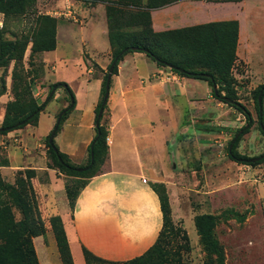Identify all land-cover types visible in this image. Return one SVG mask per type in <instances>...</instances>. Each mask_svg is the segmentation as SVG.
Masks as SVG:
<instances>
[{
	"label": "rangeland",
	"instance_id": "374dc122",
	"mask_svg": "<svg viewBox=\"0 0 264 264\" xmlns=\"http://www.w3.org/2000/svg\"><path fill=\"white\" fill-rule=\"evenodd\" d=\"M24 1L22 8L16 5L9 13L0 11V31L4 39L29 38L21 66L15 68V80L12 76L14 60H10L5 67L0 66V78H4V93H7V98L3 96V100H0V123L6 103L15 98L14 85L17 86L19 102L27 100L29 95L38 103L45 100L49 86L55 82L54 78L69 84L75 95V103L78 98L83 104L92 99L95 93L93 79L88 83V75H85L83 70V48L78 40L80 36L74 41L70 27L67 28L64 23H60L57 38L60 44L58 56L62 60L56 61L54 73L52 64L46 65L40 55L42 52L31 53L34 40L32 36L43 25L38 23L40 17L49 16L57 22H67L75 27L81 19L79 8L89 0ZM91 2L95 3L97 0ZM68 7L72 11L71 15L60 14ZM229 7L225 6L220 12H229ZM86 64L91 69V78L102 80L107 65L102 68L87 59ZM233 64L238 65L230 70V75H234L232 77L237 83V101L245 105L253 120L248 131L237 141L236 149L250 157L258 156L264 153V134L257 126L252 94L258 84L248 82L246 64L242 61ZM148 68L147 63H140L142 74H145ZM234 70L242 76H236ZM19 77L22 80H19ZM196 81L198 80L184 77L179 81L175 79L165 82L177 83L182 90L176 91L177 94L173 97L166 96L160 101L158 113L149 110L148 114L143 115L154 130L153 138L148 139L150 144H153L152 154L155 158L152 170L159 179L157 182H163L166 187L171 209L170 226L165 229L155 249L136 262L105 263L92 259L90 264H219L220 257L222 264H264V161L247 165L228 157L229 142L237 130L246 124V118L233 106L214 98L208 84L202 85ZM185 90L189 92V96L183 93ZM56 95L55 90L54 98L46 104L45 113L39 120L37 134H44L50 124L53 126L56 115L67 105L64 96L55 98ZM208 98L212 100L209 101ZM262 107L264 112V101ZM54 111L55 120L52 122L51 115ZM83 115L82 112L70 111L61 120L54 137L59 147L66 144L80 147L82 141L88 139V131L80 130L76 125L79 118L86 123V117H81ZM110 115L107 105L101 119L107 129ZM32 133L35 135L34 131ZM44 138L32 136L26 131V127L9 136L0 134V164L7 160L9 165H0V176L4 181L13 183L18 170L28 168L31 164H42L40 162L44 157L46 163L49 161ZM103 168L102 165L101 170ZM39 177L43 182L44 172L41 171ZM64 178L69 185L75 184L73 177L64 175ZM38 179L32 182L40 197ZM38 205L45 226L44 234L35 236V240L33 237L39 263L62 264L56 235L50 223V217L53 215L49 214L47 202L43 197L40 201L38 198ZM15 212L18 218L19 213ZM203 214L218 217L211 230L214 248H208L200 241L196 220ZM240 215H243L242 219L239 218ZM139 221L143 223L141 219ZM77 262L80 264L78 259Z\"/></svg>",
	"mask_w": 264,
	"mask_h": 264
},
{
	"label": "crops",
	"instance_id": "0c3cea01",
	"mask_svg": "<svg viewBox=\"0 0 264 264\" xmlns=\"http://www.w3.org/2000/svg\"><path fill=\"white\" fill-rule=\"evenodd\" d=\"M91 1L79 8L81 19L76 26L74 23L75 27L63 21H58L56 26V40L60 23L70 27L74 41L80 36L78 40L83 48V70L88 75L87 82L90 83L91 79L94 81V97L83 104L77 98L75 107L71 110L82 112L84 115L81 117H86V123L79 118L76 125L80 130L88 131V139L82 141L80 147L74 144L59 147L55 142L58 149L75 164H82L87 160V147L94 136V109L100 97L101 79L91 78V69L86 64V59L103 68L108 65L112 54L108 42L105 4ZM225 6H230L229 12H220ZM223 20L238 22L235 62L242 61L246 64L248 82L254 85L264 83V0H181L151 11L152 28L155 31ZM59 45L57 41L54 50L40 53L46 65L52 64L53 73L56 61L62 60L58 56ZM141 62L149 65L145 74L140 72ZM234 71L236 76H242ZM151 77H154L153 80ZM181 78L184 77L157 66L142 52L127 53L123 57L117 74L111 76L107 99L111 113L107 136L108 157L103 164L104 168L89 178L72 211L65 194L64 175L47 167L46 157L40 162L42 164H31L28 167L35 169L36 176L33 180L39 178V201L43 197L49 214H58L63 221L74 264H78L77 259L80 264H85L82 247L104 260L125 261L143 254L155 242L162 226V214L158 197L150 183L159 179L152 170L155 158L152 154L153 144L148 141L153 138L154 130L143 115L148 114L149 110L157 112L160 101L166 96L173 97L177 94L176 91L182 90L177 83H165L175 79L179 81ZM196 82L208 84L204 80ZM61 90L56 89L55 98L60 95L66 99V94ZM183 93L189 96L187 90ZM3 96L7 98V93L0 95V100H3ZM44 111L45 108L40 112L36 125L28 124L23 127L34 137H45L54 126L50 124L44 134L36 133ZM51 117L53 122L55 111ZM21 129L10 131L6 136ZM41 171L44 172L43 182L39 177ZM142 178H146V182Z\"/></svg>",
	"mask_w": 264,
	"mask_h": 264
},
{
	"label": "trees",
	"instance_id": "16d2710c",
	"mask_svg": "<svg viewBox=\"0 0 264 264\" xmlns=\"http://www.w3.org/2000/svg\"><path fill=\"white\" fill-rule=\"evenodd\" d=\"M97 1L105 4L108 42L112 49V54L107 70L101 80L100 97L94 109V136L92 140L95 139V142L92 148V157L89 144L86 162L75 164L71 162L64 152L58 149L54 141L61 120L75 107L74 92L65 81L52 83L49 86L47 97L40 103L30 95L27 100L19 102L17 86L14 85L15 98L6 103L0 123V134H7L28 124L36 125L40 112L54 98L55 90L61 88L64 91L67 105L61 109L64 110V113L54 134L53 141L52 143L48 141L53 128L45 136L44 141L49 158L47 167L56 169L57 172L75 179V184L69 185L66 180L64 183L65 194L71 211L74 209L75 201L81 190L86 186L89 178L101 171V166L108 157V129L101 122L103 113L98 126H95V121L106 91L105 83L108 69L111 63L115 61L112 75L117 74L118 65L127 53L142 52L157 66L171 70L181 77L206 81L211 87L214 98L233 106L246 118V124L235 133L236 135L240 132L231 149H229V145L232 140L229 142L227 147L228 157L233 161L247 165H256L264 161V153L250 157L236 149L237 141L248 131L253 122L250 111L245 105L237 101L238 92L235 91L237 89L235 84L237 83L232 77L234 75H230L232 74L230 70L233 69V63L236 60V44L238 40V22L236 20L212 21L155 31L152 28L151 11L181 0ZM202 1L237 2L241 0ZM24 3V0H0V11L9 13L13 11L16 5L22 8ZM39 19L38 23L43 25L32 36L34 40L31 46V53L50 51L56 48L57 20L49 16L40 17ZM120 36L122 37L119 38ZM28 42V37H16L13 40L4 39L0 31V66L5 67L10 60H14L15 65L12 75L14 80L16 76L15 68L21 66ZM114 45L116 47H113ZM94 65L98 66L95 62ZM19 80H22V78L19 77ZM213 85L218 86V88L214 89ZM5 89L4 78H0V95L5 92ZM222 93L225 94L223 95ZM252 94L257 126L264 134V112L263 107L260 110L258 104V97L260 96L263 106L264 83L258 84L253 89ZM103 108L107 109V101ZM57 116L58 114L56 118ZM256 157H259L256 161L250 160ZM0 165H8V161L5 160ZM35 176V169L32 168L18 170L13 183L4 181L0 176V264H40L33 244V237L44 234L45 226L38 205V194L32 182ZM150 186L159 200L162 226L155 242L143 254L125 260L127 262H136L143 255L153 251L162 238L165 229L171 223V209L164 183L151 182ZM15 211L19 213L18 218ZM239 218L242 219L243 215H240ZM217 221L218 217L211 214H203L196 220L200 241L208 248H214L211 230ZM50 223L56 235L62 264H74L60 216H51ZM82 253L86 264H90L92 259L105 263L119 262L99 258L85 247H82ZM222 263V258L220 257L219 264Z\"/></svg>",
	"mask_w": 264,
	"mask_h": 264
},
{
	"label": "water",
	"instance_id": "95a60500",
	"mask_svg": "<svg viewBox=\"0 0 264 264\" xmlns=\"http://www.w3.org/2000/svg\"><path fill=\"white\" fill-rule=\"evenodd\" d=\"M114 63H115V61H113V62L111 63V65H110V67H109V69H108L107 78H106V83H105V89H106V91H105L104 96H103V99H102V106H101L100 109H99V112H98V115H97V119H96V121H95V126H98V124H99V120H100V118H101V116H102V113H103V109H104L103 107H104V104L106 103V101H107V99H108L109 86H110V80H111V76H112V69H113ZM213 88L216 89V85H213ZM229 101H230V100H229ZM230 102H231V101H230ZM258 104H259V109L261 110V109H262V103H261V97H260V96L258 97ZM63 113H64V110H61V111L58 113V116H57L56 121H55V125H54V127H53V131H52L51 135H50L49 138H48V141H49L50 143H52V141H53L54 134H55V132H56V129H57V127H58V124H59V122H60V119H61ZM239 133H240V132H238V133L234 136V138L232 139V141H231V143H230V145H229V149H231V147H232V145H233L235 139H236L237 136L239 135ZM94 142H95V139H93V140L91 141V143H90V149H91V153H90V154H91V157H92V148H93V146H94ZM258 158H259V157L251 158L250 160H251V161H256Z\"/></svg>",
	"mask_w": 264,
	"mask_h": 264
},
{
	"label": "built area",
	"instance_id": "2783aa9c",
	"mask_svg": "<svg viewBox=\"0 0 264 264\" xmlns=\"http://www.w3.org/2000/svg\"><path fill=\"white\" fill-rule=\"evenodd\" d=\"M60 14H63V15H71L72 14V11L71 9L68 7L67 10L65 12H61ZM2 26V20L0 19V27ZM175 75V74H174ZM142 181L143 182H146V179L145 178H142Z\"/></svg>",
	"mask_w": 264,
	"mask_h": 264
}]
</instances>
